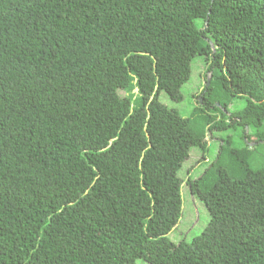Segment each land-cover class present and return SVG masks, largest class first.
Instances as JSON below:
<instances>
[{
	"label": "trees",
	"instance_id": "trees-1",
	"mask_svg": "<svg viewBox=\"0 0 264 264\" xmlns=\"http://www.w3.org/2000/svg\"><path fill=\"white\" fill-rule=\"evenodd\" d=\"M189 45L207 64L203 103L186 118L168 111L202 159L216 113L228 119L217 128L247 126V141L264 140V0H0V264H264V167H250L252 153L222 140L215 161L187 179L209 220L177 245L151 233L163 219L165 234L180 213L178 178L160 170L183 158L145 129L131 182L123 155L136 115L156 114L172 52ZM237 97L244 106L226 115ZM227 156L238 176L216 164ZM163 188L172 191L162 198Z\"/></svg>",
	"mask_w": 264,
	"mask_h": 264
},
{
	"label": "rangeland",
	"instance_id": "rangeland-1",
	"mask_svg": "<svg viewBox=\"0 0 264 264\" xmlns=\"http://www.w3.org/2000/svg\"><path fill=\"white\" fill-rule=\"evenodd\" d=\"M200 21V19L196 20V24L198 26L200 25ZM172 57L173 68L170 72H168L165 78L166 82L164 83V88L167 92L161 91L159 93L157 100L158 108L156 110V114L153 113L151 119H149L147 113H139L136 115L137 129H135V133L132 136L131 142L125 149L123 156L130 166L132 184H138V178L135 173L141 152L146 145L145 129H147L156 143L165 146V149L167 150L166 156H170L175 160L183 158L182 160H179L177 170L168 167H163L160 170L161 175L167 177L174 176L178 178L180 213L175 219L174 224L165 234H163L165 232V227L164 225H161V223L163 224V219L158 225V228L153 230L151 233V237L159 243H161V238L165 235L164 239L166 244L177 245L181 240L188 242L194 236L200 234L206 227L209 220V213L206 205L197 196H193L190 193L186 183L187 179L198 178L205 172V169L209 167L213 161H215L214 159L217 157L220 142H222V140L229 141L231 149L238 155L252 153V160H249V165L252 169L264 167V141L256 145L249 144L244 135L246 132L251 133L252 130L248 129L247 126H244V131L241 125H231L225 128H217L224 125L228 119H222L216 113L213 118L211 117L209 119L205 128L204 124H201V127L198 128L200 130L203 126L208 145L207 152L204 153L205 159H202V152L197 146L196 139H193L186 132H183V129H185V121H179L175 118H171L168 110L173 109L184 118L192 115L195 103L196 101H199L198 98L200 97V91L204 86V75L206 74L205 71L207 64L204 62V56H195V50L192 45L174 50L172 52ZM142 68V84L144 85L146 92L150 93V89L154 84V77L151 73L149 58L144 60ZM176 91L180 92V99H175L171 96L175 95ZM244 104V97H237L231 101H227V110L225 111V114L228 115L230 112H234L239 108H242ZM218 106H220V104ZM154 107H156L155 101ZM160 107H164L167 110L162 108V112L160 113ZM259 131H264V121L261 124ZM178 132L183 133L175 135V133ZM182 143L185 145V149L179 153V155L177 153L173 154L172 152L178 150ZM221 160L222 161L216 164H222L227 168L228 166L234 167L239 171L235 170L234 172L237 176L239 173H242L236 163L228 156ZM136 191L138 195L141 194L137 189ZM171 191L172 190L170 188H163L162 198L163 194L168 195ZM144 195L146 197L148 196L147 193L144 192L143 196H140L141 199H139V202H146ZM171 199L172 197L169 195V200ZM168 206L171 207V205ZM173 209L174 207L172 210ZM146 212L147 210L141 213V219L145 217ZM176 213H178V209L176 210ZM169 248H161L160 251L155 252L166 253L169 251ZM133 264L150 263L138 256L134 259Z\"/></svg>",
	"mask_w": 264,
	"mask_h": 264
},
{
	"label": "water",
	"instance_id": "water-1",
	"mask_svg": "<svg viewBox=\"0 0 264 264\" xmlns=\"http://www.w3.org/2000/svg\"><path fill=\"white\" fill-rule=\"evenodd\" d=\"M207 22H208V17H206V19H205L204 28L206 27ZM210 45L213 48V45L212 44H210ZM210 78H211V72L208 71L207 77H206V87L209 85ZM198 99H199V103L202 104V96H200ZM216 105L218 106L219 104L216 103ZM262 141H264V140L248 141V143L251 144V145H256V144H258V143H260Z\"/></svg>",
	"mask_w": 264,
	"mask_h": 264
}]
</instances>
